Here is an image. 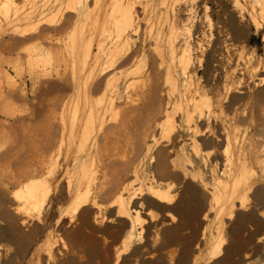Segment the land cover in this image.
Instances as JSON below:
<instances>
[{
  "label": "bare ground",
  "instance_id": "1",
  "mask_svg": "<svg viewBox=\"0 0 264 264\" xmlns=\"http://www.w3.org/2000/svg\"><path fill=\"white\" fill-rule=\"evenodd\" d=\"M262 30L264 0H0V42H10L0 45V51L15 54L18 61L22 44L34 41L32 52H36L42 66L51 63L48 59L51 54L68 53L65 54L68 63L64 56L65 66L71 67V73L77 69L81 72L71 82H81L79 86L84 85L88 95L101 92L104 99L109 98L98 110L100 113L97 111L99 114L92 111L91 105L87 116L72 113L73 116L64 117L62 112L53 124L47 156L48 163L54 166L50 178L57 183L60 198L68 201L53 226L58 232L64 229L66 241L56 235L42 256L41 250L37 251L43 264L56 261L61 255L59 247L69 254L65 260L59 257V264H199L198 244L182 242L185 229L191 227L195 235L194 224L207 222L210 214L218 219L213 220L218 225L237 216L243 222L264 224V210L258 214L260 219L254 212L245 214L243 200L255 180L249 182L251 188L244 182L248 162L258 160L264 151V70L258 66L249 70L250 67L246 69L236 61L231 63V56L242 52L237 44L249 42L251 35ZM75 39L82 42L76 48L77 43L71 46ZM261 41L264 43V33ZM149 57L152 73L149 81L155 82V77L162 75L172 89L162 107L163 121L157 126L161 140L152 135V145L147 146L149 136L143 128L146 121L144 117L138 118L143 112L131 117L124 113L132 114L134 110L129 113L125 108L123 115H119L116 104L146 98L140 91L129 94V89L133 86L132 78L138 76L134 67ZM63 60L62 57V62L56 61V69ZM199 70L204 77L202 86L191 82L192 75ZM245 74L252 83L246 90ZM254 76L257 77L253 79ZM178 77L184 79L181 88ZM230 77L236 80L222 84L223 79ZM153 88L145 106L148 110L159 103V87ZM210 91L219 96L212 108L218 107L221 116L222 109L227 113L212 131L206 126L199 129L194 120L209 117ZM247 91L253 99L242 105ZM83 98L79 97L81 102ZM178 104L186 105V114L180 117L177 126L178 123L169 120L167 112ZM216 113L219 114L217 108ZM239 123L248 125L251 131L248 140L245 135L242 140L237 139L239 135L236 137L234 132ZM183 133L191 136L182 141ZM197 137L202 138L203 150L197 146ZM179 142L185 152L184 161L171 159ZM141 157L142 163L148 159L143 163L144 169L138 165ZM207 160H212L209 168ZM199 161H204V168L212 176L209 186L196 173L201 170ZM96 162L97 170L92 169ZM41 174L19 190L20 195L24 194L19 199L24 201L22 208L28 216L40 213L45 203L50 205L49 179ZM175 185H182L179 194L174 192ZM253 198L257 206L263 207L264 189H256ZM152 210L163 218L158 231L157 215ZM112 221L119 223L114 232L109 231V226H99ZM100 232L107 237L102 238ZM261 239L264 240V235ZM222 241L216 238L204 258L216 259ZM175 245H180L176 257L175 251H167ZM145 258L150 262H145ZM17 263L11 259L4 264Z\"/></svg>",
  "mask_w": 264,
  "mask_h": 264
},
{
  "label": "rangeland",
  "instance_id": "2",
  "mask_svg": "<svg viewBox=\"0 0 264 264\" xmlns=\"http://www.w3.org/2000/svg\"><path fill=\"white\" fill-rule=\"evenodd\" d=\"M25 7H28V6H25ZM263 33H264V30L260 31L258 35H255V36L251 35L248 40L249 42H245V43L242 42V43L237 44L240 47V49L242 48L240 50L242 52H239L238 54L231 56L232 57L231 63L233 62L235 64V61H236L238 65H241L242 67L246 69L250 67L249 70L252 68H255V66L261 67V70H264L263 68L264 43L261 41ZM33 42L34 41L30 42V44L28 42L26 43V45L22 44L21 48L23 47V51L21 49L20 51L21 53L19 54L18 61H17L18 56H16L15 54L9 55L4 51H0V264H4L10 261L11 259H13L15 263L18 262L17 264H43L39 259L40 257H38L37 251L41 250L39 251V254L40 256H42L44 253V250L48 248L53 243V241L56 239V235H59L61 239H63V241H66V235L62 233L64 229L62 228L61 229L62 231L58 232L53 226L54 221L57 218L58 212L60 210H65L68 205V201L65 198H60L57 183H54L53 181H51V178H52L51 175L54 174L53 173L54 166L52 162L49 161L48 163L47 161L48 160L47 156L50 153V148L48 147L51 144V132H52L53 124L56 120V117H58L59 113H62V112L64 114V115L62 114L64 117L66 115H67L66 117H68L70 114L72 115V113L73 115L75 114L76 116H81L82 113L84 116H87L85 114L90 113L89 107H91V105L92 106L94 105L96 107L94 106L93 108L91 107L92 111H94V113L96 111L97 113L98 110L101 111L102 104L104 105L108 103V99H109L106 97L104 99V95L101 92H98L96 94L89 93L88 95L84 92L85 91L84 89L85 87L83 88L84 85L79 86L81 82H78V81H76L75 83L74 81L73 83L71 82L73 79L72 77L76 75L79 76L81 72L79 73V70L77 69L75 73H73V71L71 73V70H72L71 67L65 66V64L69 62V59H68L69 57L67 56L68 53H65L67 55L61 53L62 56L60 54H51L48 57V59L51 62L49 64L51 65L49 64L46 66L40 65V63L38 62L36 52H32L34 51L32 49V46L34 45ZM7 43H10V42L2 41L0 42V45L1 46L6 45ZM71 44H70L71 46H74L76 44L74 46L76 48L77 46L81 45L82 42H79L78 39H75V43L73 40V43ZM243 52H245V54ZM64 56H67L65 57L67 61H65L66 59L64 58ZM62 57L64 59L63 63H61ZM150 57H152V54L150 55ZM150 57L145 58L143 62L137 64L134 67V69L138 73V76L135 78H132L131 81L133 83V86L129 89V91H131L129 92V94L139 93L140 91V93H143L146 96V98L141 99V100L138 98L139 99L138 100L137 98L134 97L133 99L134 100L137 99L138 101L137 100L133 102L128 101L127 103L125 102L121 104H116V106L119 105L117 107L118 108L117 114L120 112L119 115L121 114L123 115L124 111L129 112L132 109L134 110V111H131V113L133 112L132 114H128V113H124V114L127 116H131V117H135V116L138 117L143 112V115L138 118L144 117L143 119L146 121V124L143 128L147 132L146 136H149V139H147V146L152 145V141H151L152 135L154 137L156 136L155 138L157 139L161 138L159 134L160 133L159 127L157 126L161 122V120L163 121L162 117L165 114H164L162 107H163V104H165L168 101L167 96H168V93L171 92L169 90L172 89V88L169 89L170 87H172L171 83L169 81L168 82H166L165 80L163 81L164 77L162 75L155 77L156 83L153 81H149V77L152 76L151 68H150ZM246 59L249 62H247ZM242 60H244V62ZM258 60L259 61L261 60V61L258 63ZM28 61H30L31 63ZM56 61H61L60 68L57 67L56 69V66H55V64L57 63ZM64 61L66 62L65 64H64ZM250 62L252 64H250ZM56 70H59V71H56ZM256 77L257 76H254L253 79H255ZM244 78H245L244 85H245V90H246V87H250L252 83L250 81L251 80L250 76L245 74ZM8 79H11L13 83L9 81ZM203 79H204L203 72L202 70H199L196 74L192 75L191 82L193 85L198 84L199 86H202ZM235 80L236 78L234 77L233 78L230 77L225 80L223 79L222 84H224V81L233 82ZM178 82H179V87L181 88L184 82V79L182 77H178ZM71 84L74 86H72ZM56 86H59V87H56ZM154 86H157V88L159 87L158 89L160 93L157 94L159 103L154 104L151 110H148V109H145L146 108L145 106L147 105L146 103L147 99L151 96L150 91L154 89L153 88ZM73 87H74V90H73ZM79 87L81 89L80 93L78 92L80 91V89L78 90ZM160 95L163 97H160ZM209 95H210L209 97L210 104L212 103L211 108H209L210 109L209 117L201 120L202 122L197 119H194V120L197 121V125L199 129H201L200 127L206 126L208 127L210 131H212V129H216V127H218L222 123L221 121L224 119L225 117L224 115L227 113L225 112L224 109H222L223 110L222 113L224 114H222L221 116V114L219 113L220 109L218 110V107H216L217 112L219 113L217 114L216 108H212V107H215L214 105H216L215 102L217 101L219 97L218 93H216L215 91H210L207 94V96ZM231 95L234 96L235 94L232 93ZM238 95L239 94H237V96ZM90 96H92L91 99H90ZM244 96L246 97L245 100L240 102V104L242 105L250 103L253 99V96L251 95L250 91H247ZM79 97L80 99L84 97L83 98L84 104H83V101L81 102ZM85 97L87 98V100H84L86 99ZM71 100H73V104L69 102ZM91 101L93 102V104ZM68 102L70 103V106H71L70 110L68 109L69 108ZM135 102H138V103H135ZM137 104H138V108L137 107L135 108ZM59 105L61 106L59 107ZM85 105L86 106L88 105L87 108L85 107ZM184 106L186 105L182 104L181 105L182 108H181L180 105L178 104L177 107L174 108L176 111L172 109L173 112L170 110L167 112L168 117L170 116L169 120L174 122V124L178 123L176 124L177 126L179 125L178 120H180V117L181 118L183 116L185 117L186 110ZM84 107L87 111L84 109ZM125 108L126 109L130 108V110L128 109L126 110ZM189 110H191V107L189 108ZM211 116H213V118ZM216 116L219 118L217 119ZM239 126H241L242 128ZM247 127L248 125L246 124L239 123L237 125L235 129L236 132L234 133L236 137L237 135H239L237 137L238 140H242L243 139L242 137H244V135H245V138H244L245 140L247 138L249 139V135L251 131L248 130ZM243 131L245 133H243ZM242 133H243V136H242ZM189 136L191 135L187 133H183L182 141L189 138ZM196 139H197V146L199 145L198 148L199 149L201 148L200 150H203L202 138L197 137ZM180 144H181L180 142L177 144L176 146L177 148H175L174 150L176 154L171 159L179 160V161L185 160V156H184L185 152L181 150ZM142 161L143 160L141 157L140 160L138 161V165L139 167L144 169L143 163L148 162V159H144L143 163ZM211 161L212 160H209V161L207 160L208 168H209V165H211ZM258 161L260 162L257 163ZM263 162H264V151L260 153L258 160L256 161L253 160V161L248 162L250 166L246 163V167L249 166L251 168L247 167L248 168L247 172H246L247 169L245 168L246 173L244 172L245 173L244 175L246 176V177L244 176L245 178L244 182L248 186L255 179L254 183H252V185L254 184V186L250 184L252 188L251 186H249V188L251 189H249V191L247 190L248 197H246L245 195L243 199L244 206L246 207V210L244 213L249 214V213L254 212L253 214L259 219L260 217L258 216V214L260 213L261 210H264V206L261 207V206L256 205L257 202L253 198V193L259 187L261 189H264V178H263L264 177L263 176L264 175L263 174L264 173V163ZM98 164H99L98 162L94 163L92 169L97 170ZM204 165H206L204 164V161H199V166H200L199 168L201 170L197 171L196 173L199 176L202 175L207 185L209 186L212 184L213 180L211 178L212 176L209 175L210 173L208 172V170L204 168ZM44 167H46V169ZM43 168L44 170H43V173L41 174ZM40 174L43 175L44 177H47V180L49 179L47 199L50 200V205H46L45 203L41 207L40 213L39 212L37 213L36 211L33 216H28L26 215L24 209L22 208V206L24 205L23 203L24 201L22 199H19V197L23 196L24 194L20 195L19 190L22 189V186L26 184L27 182L32 181L36 178H40L39 177ZM96 175H100V173L99 174L97 173ZM248 176L251 179H249ZM195 180H196L195 184L199 185L200 182L197 181V179ZM255 181H258L257 184ZM181 188H182V185H175L174 192L176 194L177 193L179 194ZM207 196L209 198V195ZM142 207H143L142 211L144 212L146 210V207L145 205H143ZM152 212L157 215V223H156L157 228L156 229L158 231V229L161 227L160 222L162 221L163 218L159 212L155 210H152ZM202 217L203 216L201 213L199 215V219L201 220ZM209 218L212 220H210ZM209 218L208 220H210V222L207 220L208 223L206 221L201 220V223L194 224V226L197 229V232L195 235H193L194 233L191 227L189 229H185L184 232L182 233L183 234L182 242L190 243L192 241H195V243L198 244V254H197L198 263L204 264L205 262V264H208L210 262L209 264H225L224 261L227 260L228 256H230L234 252L237 254L240 253V250L238 251V249L231 250L229 248H231V246L233 245L234 246L243 245L244 247L249 246L245 250L243 261L247 262V264H254L253 262L255 261V257L257 256V247L260 245L263 246L260 243L263 241V239L258 238L259 224L252 222V220H249L248 222L246 221L247 223L240 221L241 218L237 216V217H233L232 220L229 221L228 223L223 222L222 225H218L216 223L218 219L214 217V215L210 214ZM213 220H215L216 222ZM223 221H226V220L223 219ZM249 222L251 223L249 224ZM164 225L166 224H163V226ZM99 226L101 227L109 226L108 228L109 231L114 232L119 227V223L117 221L115 222L112 221L111 223H99ZM40 227L43 229L39 231ZM100 233L99 235L102 238L107 237L106 233L104 232H100ZM218 237L223 240L220 255L216 259L212 261H208L207 259H205L206 258L205 256L208 255L207 253H209V250L212 247V242L216 240V238ZM179 248H180V245H175L169 248L167 251H170V250L175 251L174 255L176 257L178 254ZM54 249L52 251H54ZM59 249L61 251V255L59 257L60 258L62 257V259L64 260L67 259L69 257V254H66L67 251L64 249L62 250L61 247H59ZM59 257H56V261H54L52 264H59V261H60L58 260ZM201 258H203V260ZM206 260H207V263H206ZM231 260L233 259L231 258ZM144 261L150 262V259L145 258ZM133 264H140V263L135 262Z\"/></svg>",
  "mask_w": 264,
  "mask_h": 264
},
{
  "label": "crops",
  "instance_id": "3",
  "mask_svg": "<svg viewBox=\"0 0 264 264\" xmlns=\"http://www.w3.org/2000/svg\"><path fill=\"white\" fill-rule=\"evenodd\" d=\"M258 238L260 239L263 235H264V224H260L258 226ZM263 246H258L257 247V256L255 257V261L253 262L254 264H264V240L262 242H260ZM249 246H243V245H238V246H231V248L229 249H238V251L240 250V253H233L230 256L227 257V260L224 261L225 264H247V262L243 261L244 258V254H245V250L246 248ZM231 258L233 260H231Z\"/></svg>",
  "mask_w": 264,
  "mask_h": 264
}]
</instances>
